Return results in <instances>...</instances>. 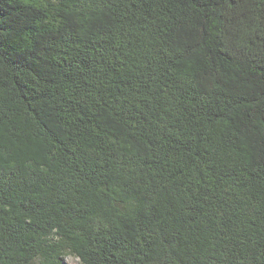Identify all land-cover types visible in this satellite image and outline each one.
<instances>
[{"label": "trees", "instance_id": "trees-1", "mask_svg": "<svg viewBox=\"0 0 264 264\" xmlns=\"http://www.w3.org/2000/svg\"><path fill=\"white\" fill-rule=\"evenodd\" d=\"M264 264V0H0V264Z\"/></svg>", "mask_w": 264, "mask_h": 264}, {"label": "rangeland", "instance_id": "rangeland-1", "mask_svg": "<svg viewBox=\"0 0 264 264\" xmlns=\"http://www.w3.org/2000/svg\"><path fill=\"white\" fill-rule=\"evenodd\" d=\"M67 261H68V263H70V264H77V259H75V258H73V257H69Z\"/></svg>", "mask_w": 264, "mask_h": 264}]
</instances>
